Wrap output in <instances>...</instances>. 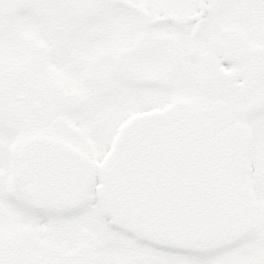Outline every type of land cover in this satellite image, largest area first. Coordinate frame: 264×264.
<instances>
[{"label":"snow or ice","instance_id":"1","mask_svg":"<svg viewBox=\"0 0 264 264\" xmlns=\"http://www.w3.org/2000/svg\"><path fill=\"white\" fill-rule=\"evenodd\" d=\"M0 264H264V0H0Z\"/></svg>","mask_w":264,"mask_h":264}]
</instances>
